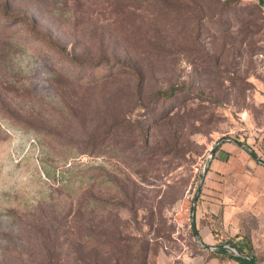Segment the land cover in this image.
<instances>
[{"label":"rangeland","instance_id":"obj_1","mask_svg":"<svg viewBox=\"0 0 264 264\" xmlns=\"http://www.w3.org/2000/svg\"><path fill=\"white\" fill-rule=\"evenodd\" d=\"M262 52L258 0H0V264H264L204 185L257 138Z\"/></svg>","mask_w":264,"mask_h":264},{"label":"crops","instance_id":"obj_2","mask_svg":"<svg viewBox=\"0 0 264 264\" xmlns=\"http://www.w3.org/2000/svg\"><path fill=\"white\" fill-rule=\"evenodd\" d=\"M255 82L260 109L264 106V77ZM250 117V125L257 130L253 144L249 141L250 145H246L242 139L231 137L218 144L211 170L204 182L208 187L205 189V201L210 200L217 207L223 205L225 215H240L247 211L264 215V164L259 161H264V113L254 116L251 112ZM244 146L255 152L259 159Z\"/></svg>","mask_w":264,"mask_h":264},{"label":"water","instance_id":"obj_3","mask_svg":"<svg viewBox=\"0 0 264 264\" xmlns=\"http://www.w3.org/2000/svg\"><path fill=\"white\" fill-rule=\"evenodd\" d=\"M229 139H230V138H228V137H223V138H221L220 140H218V141L215 143L213 149L211 150V154H214L215 149H216V147H217L218 144H220V143H221L222 141H224V140H229ZM240 145H242V144H240ZM242 146H243V145H242ZM244 147H245L248 151H250V153H251L254 157H256L257 159H259L258 156L255 154V152H253L248 146H244ZM259 161H260L262 164H264V161H263V160L259 159ZM201 187H202V184H200V186H199V188H198L197 196H196L195 199L193 200V204H192V206H191V217H190V223H191V229H192L193 235H194L195 239H196L199 243H201V242H200L199 234H198L197 229H196L195 220H194V215H195L196 202H197V199H198V195H199L200 192H201ZM202 246H203V245H202ZM204 247H205L206 249L211 248V247H209V246H204ZM218 248H231V249H233V250L236 252V255H237V256H240V257H242V258L248 260L251 264H255V262H254L253 259H250V258H248V257H246V256H243V255H242V254H241V253H240V252H239L234 246H232V245L222 244V245H219Z\"/></svg>","mask_w":264,"mask_h":264},{"label":"trees","instance_id":"obj_4","mask_svg":"<svg viewBox=\"0 0 264 264\" xmlns=\"http://www.w3.org/2000/svg\"><path fill=\"white\" fill-rule=\"evenodd\" d=\"M258 1H259V4L264 5V0H258ZM8 41L10 42V41H12V39L8 38ZM89 231H91V230H89ZM83 232L86 233V229H84ZM232 246H234L243 256H246L250 259H253L255 264H256L255 258L249 257L248 254L245 253V250L243 249L242 246L236 245L235 243H233ZM217 252H219L222 255H228L230 258L234 259L239 264H251L248 260H246L240 256H237L233 253H229V250L227 248H218Z\"/></svg>","mask_w":264,"mask_h":264},{"label":"built area","instance_id":"obj_5","mask_svg":"<svg viewBox=\"0 0 264 264\" xmlns=\"http://www.w3.org/2000/svg\"><path fill=\"white\" fill-rule=\"evenodd\" d=\"M256 62L260 72L264 73V52L259 53L255 56Z\"/></svg>","mask_w":264,"mask_h":264}]
</instances>
